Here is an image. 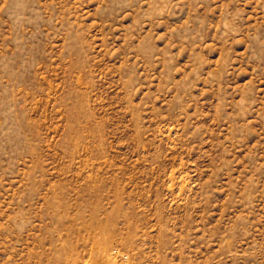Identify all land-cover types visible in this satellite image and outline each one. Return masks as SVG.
I'll return each mask as SVG.
<instances>
[{"label": "rangeland", "instance_id": "rangeland-1", "mask_svg": "<svg viewBox=\"0 0 264 264\" xmlns=\"http://www.w3.org/2000/svg\"><path fill=\"white\" fill-rule=\"evenodd\" d=\"M0 264H264V0H0Z\"/></svg>", "mask_w": 264, "mask_h": 264}]
</instances>
